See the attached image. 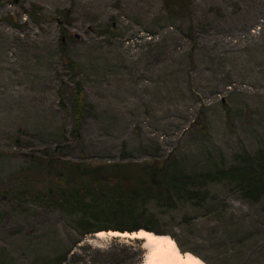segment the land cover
<instances>
[{
  "label": "rangeland",
  "instance_id": "obj_1",
  "mask_svg": "<svg viewBox=\"0 0 264 264\" xmlns=\"http://www.w3.org/2000/svg\"><path fill=\"white\" fill-rule=\"evenodd\" d=\"M77 82L80 139L71 134ZM259 150L264 0H188L185 10L166 0H0V264H43L73 245L82 217L111 206L90 198L62 210L43 199L52 158L157 162L188 176L204 198L147 200L142 223L207 264H264V196L248 201L221 175ZM96 250L120 264L145 254L142 240L95 233L73 252L87 260Z\"/></svg>",
  "mask_w": 264,
  "mask_h": 264
},
{
  "label": "trees",
  "instance_id": "obj_2",
  "mask_svg": "<svg viewBox=\"0 0 264 264\" xmlns=\"http://www.w3.org/2000/svg\"><path fill=\"white\" fill-rule=\"evenodd\" d=\"M166 4L180 6L185 10L188 0H166ZM68 64L72 70L77 69V65L72 61H68ZM73 97L74 123L71 134L74 138L80 139L81 121L84 115V91L78 82L73 89ZM62 107L67 109L64 104ZM224 109L226 112L228 111L227 107ZM15 144H20L18 139L15 140ZM59 149L57 147L55 152L57 153ZM248 160L249 163L246 165L231 167L221 175L230 179L235 184L236 190L246 200L258 202L264 196V150H259L253 158ZM168 170L166 166L157 162L87 165L49 159L46 162L48 184L42 192V197L57 209L76 211L88 208L95 203L90 198L98 199L100 202L110 199L112 203L108 210L98 214L104 219H99L98 216L93 219L82 217L79 221V237L73 245L63 253L45 257L43 264H68L71 259L75 264H86L87 262L89 264H120L116 255L108 251L96 250V255L90 256L87 260L77 257L73 252L84 236L99 230L132 233L144 229L156 234H168L142 223V219L147 215L144 208L145 202L156 200L161 205L173 206L175 195L184 190L191 199H203L205 196L199 191L191 189L188 176L181 174L169 176ZM205 178L209 180V176ZM34 194L37 195L36 192ZM141 199L144 201L140 203ZM172 238L175 240L174 237ZM175 242L180 251L185 252L176 240ZM80 248L85 249L89 246L85 245ZM142 257L143 252L139 251L136 261L131 264H142Z\"/></svg>",
  "mask_w": 264,
  "mask_h": 264
},
{
  "label": "bare ground",
  "instance_id": "obj_3",
  "mask_svg": "<svg viewBox=\"0 0 264 264\" xmlns=\"http://www.w3.org/2000/svg\"><path fill=\"white\" fill-rule=\"evenodd\" d=\"M128 238L142 240L145 251L142 264H207L190 252H182L175 240L168 234H156L140 229L132 233L105 231L95 233V237Z\"/></svg>",
  "mask_w": 264,
  "mask_h": 264
},
{
  "label": "water",
  "instance_id": "obj_4",
  "mask_svg": "<svg viewBox=\"0 0 264 264\" xmlns=\"http://www.w3.org/2000/svg\"><path fill=\"white\" fill-rule=\"evenodd\" d=\"M14 3H17V0H12ZM25 156H27L26 154H24Z\"/></svg>",
  "mask_w": 264,
  "mask_h": 264
}]
</instances>
